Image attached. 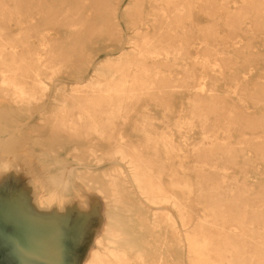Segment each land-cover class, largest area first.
Wrapping results in <instances>:
<instances>
[{
  "label": "rangeland",
  "instance_id": "1",
  "mask_svg": "<svg viewBox=\"0 0 264 264\" xmlns=\"http://www.w3.org/2000/svg\"><path fill=\"white\" fill-rule=\"evenodd\" d=\"M41 1L0 0V8L6 4L8 16L12 15L9 33L14 36L21 33L29 44L25 50L20 48L21 51L29 52V56L35 51H42V34L49 31L63 59L69 54L67 47L71 43L65 33L64 24L67 22L60 23L54 9L46 8L44 1L40 4ZM172 1L136 0L128 14V24L133 29H128L121 20L124 31H134L138 27L155 33L156 38L162 34L158 39L163 47L181 48L182 54L174 60L169 53L167 58L171 60L159 63L161 70L156 69L154 90L163 86L164 90L167 89L165 97L161 99L158 91L154 95H144L129 111L126 122L115 119L113 124L106 125L109 134L100 136L89 132L90 120L75 117L84 112L79 107L72 109L71 113L75 115L68 117L64 126L52 116L55 107L52 106V99L57 86L66 93L76 86L82 69L80 67L77 72L78 62L75 59L64 64L56 74L58 83L49 82V78L44 77L45 82H49L46 101L43 102L47 110L45 116L32 107L18 117L16 112L11 111L14 104L0 97V212H7L5 220H12L11 225L17 230L9 240H4L0 234V264H79V258L86 249L80 230L45 213L35 214L28 198L21 200L20 197H13L20 188H24L22 180L28 172V169H16L17 163L11 166L13 159L35 151L30 158L35 167L33 170L41 175H54L64 195L76 197L77 194L87 193L89 188V192L104 204L102 195L96 192L99 187L107 188L103 173L128 168L123 160L109 156L111 147L121 141L129 148H135L143 160L151 163L149 170L145 169L146 178L156 177L166 191L185 205L186 216L191 219L190 228L182 227L179 213L171 204L165 207L156 205L153 209L149 207L148 215L144 211L136 214L137 233L142 235V241L149 243V248L156 250V260L160 257L164 260L163 264H180V258L184 257L182 264H191L190 256L194 255L190 253L187 237L193 234L195 224L208 215L211 206L217 204L220 211L217 223H206L201 230L215 241L211 257L220 261L224 255L233 258L234 264H245L240 261L244 255L253 257L252 264H264V125L251 126L264 124V0H180L186 5L185 12L181 17L176 14L171 20L173 28L179 25L177 31L181 36L178 37L171 36L172 31L167 26L166 29L160 27L163 25L162 11L175 15L176 4ZM52 2L60 12L61 8L69 7L71 14L81 0ZM152 5L156 6L155 16L149 13ZM31 18H34L33 24L37 27L30 24ZM33 27L36 28L35 35H31ZM68 27L70 30L79 28L74 25ZM111 32H114L111 26L105 28V33ZM108 41L93 42L92 45L94 49H105L106 43H110ZM156 51L158 58L166 57L165 49L160 47ZM107 55L103 52L99 58ZM32 59L36 61V55H32ZM43 59L46 63L48 54ZM99 79L105 81L103 76ZM197 98L202 101L195 103ZM73 121L77 127L73 125L74 130L66 128ZM23 123L27 125H21ZM213 141L225 143L235 153V162L227 158L224 163L226 169L215 166L216 162L223 163L221 155L224 154L222 150L207 148ZM165 143L176 147V151L165 147ZM199 145L202 152H195L194 148ZM55 158L59 159V164ZM176 180L187 181L192 185V191L174 186ZM244 189L248 191L243 195ZM105 194H108L107 190ZM235 200L241 203L240 209L248 203V220L235 218L233 211L239 206L234 203ZM258 206L261 214L251 216L253 208ZM155 209L156 224L148 218ZM168 212L173 213L176 229L167 217ZM26 226L33 233L30 238L24 239L22 234L25 232L20 231ZM0 231L2 233L3 230ZM179 239L182 243H178ZM41 241L37 247L35 244ZM65 241L72 244L68 253L61 248ZM229 241H234L236 249L227 244ZM34 246L37 251H31ZM37 257L42 261L38 262ZM258 257L261 262L257 261Z\"/></svg>",
  "mask_w": 264,
  "mask_h": 264
},
{
  "label": "bare ground",
  "instance_id": "2",
  "mask_svg": "<svg viewBox=\"0 0 264 264\" xmlns=\"http://www.w3.org/2000/svg\"><path fill=\"white\" fill-rule=\"evenodd\" d=\"M31 1L34 2L36 0ZM43 1L46 8L54 9L60 23L67 22L64 24L65 33L71 43L67 47L69 54H66L63 59L59 56V54L61 55V50L56 47L55 39L49 31L42 34L40 42L42 51H35L31 56H29V52L21 51L20 48L25 50L24 48L29 46V44L26 43V39L23 36L21 37V33L15 36L9 33V23L12 15L8 16L9 10H7L6 4L0 8V97L14 104V110L11 109V105L10 109L13 113L16 112L18 117L32 107L38 110L40 115L44 114L45 116L47 114L43 102L49 82L58 83L55 79L56 74L63 69L64 64L72 59L78 62V67L76 66L77 72L80 67L82 69L78 73L76 86L69 93L57 86L55 96L52 99V106L55 105L52 116L57 121H61L63 126L68 117L75 115L71 113L72 109L79 107L84 112L75 117L77 119L90 120L89 132L104 136L109 134L107 133L106 125L113 124L115 119L126 122L129 118V111L135 108L144 95H154L158 91L161 99L165 97L167 89L164 90L163 86L161 89L154 90L156 88V69L161 70L158 67L159 63H167V60H171L167 58L169 53L174 56L172 59L177 60L182 54V50L178 47H163L162 42L158 39L162 34H158L156 38V34H151L148 29L140 30V28L136 27L134 31L126 32L123 30L121 20L124 21L128 29H133L128 24V14L132 10L133 2H136V0H128L124 5L122 3L125 0H81L79 6L71 14L68 11L70 10L69 7L61 8L62 11L60 12L58 11L59 8L54 7L52 0H50L51 3L49 0H42L40 4H43ZM172 2L176 4L173 10L175 15L162 11L160 16L163 25L160 27L163 29L168 27L167 29L172 31L171 36L178 37L181 36L177 31L179 25L173 28L174 25H172L171 20L175 18L176 14L181 17V14L185 12L186 5L180 0H173ZM221 4L224 5V3ZM135 6L137 7V4ZM41 11L44 12V10ZM149 13L153 16L156 15L155 5H152ZM33 23L34 18H31L30 24L35 27L38 26ZM86 24H88L87 27ZM71 25L79 26V28L70 30L68 26ZM110 26L112 30L114 29V32L105 33V28L108 29ZM35 27H33V34L31 35L36 33ZM105 40L110 42L106 43L105 49H94L93 42L99 44L105 42ZM159 46L165 49V58L157 57L159 53L156 49L160 48ZM103 52H107L109 55L99 58ZM46 54H48V59L45 63L43 56ZM32 55H36V61L32 59ZM132 70L134 73H129ZM90 71L91 74L89 73ZM100 76L105 77V81L100 80ZM44 77L49 78V82H45ZM164 86L167 87V83H164ZM82 87H88V89H82ZM237 91L239 92V90ZM201 101V98H197L195 103ZM21 125L27 124L23 123ZM73 125L77 127L74 121L65 127L69 130H74ZM262 125L264 124H251L254 127H261ZM110 135L108 137L111 138ZM211 143L207 145V148L210 150H222L224 154L221 155L223 163L216 162L215 166L226 169L224 163H226L227 158H231L228 160L235 162L236 156L235 153L231 152L232 148L230 146L214 141ZM165 144V147L171 148V151H176V147L168 143ZM111 149L112 152L109 153V156L123 160L129 169H119L115 173H103L102 177L107 182V188L99 187L96 192L102 195L104 204L99 201L97 196L89 192V188H87V193L77 194L76 197L64 195L59 189V180L54 175H41L38 171L33 170L35 167L33 160L30 158H32L31 155L35 151L17 156L10 163L13 167L17 163L16 166L18 168L16 169H28L27 176L22 180L24 188H20L18 194L13 197H20L21 200L23 197L28 198L35 214L45 213V215L54 219H61L72 228L82 232L81 235L86 242V249L79 258V264H163L164 260L160 257L156 260V250L149 248V243L142 241V235L137 233L135 225L136 214L144 211L148 215L149 207L153 209L156 205L171 204L179 213L181 226L188 229L190 228L191 219L189 220L186 216V207L178 198L166 191L156 181V177L152 179L146 178L145 169L149 170L151 163L148 160H143L135 148H129L127 144L121 141L114 144ZM194 150L195 152H200L201 145L195 147ZM41 161L42 158L40 157ZM55 161L57 164L60 163L57 158H55ZM247 163L248 161L245 159V164ZM223 178L225 177L223 176ZM173 185L189 192L192 191V185L187 181L180 182L176 180ZM106 190L108 194H105ZM246 191L248 190L244 189L243 195ZM236 200L234 201L236 205L241 204ZM243 206L244 208L242 209H240V205L236 206L238 210L235 209L233 213L235 218L248 220L250 212L248 203ZM260 210L259 206L254 207L250 215L258 217L261 214ZM219 213L217 204L212 205L208 215L202 218L199 224H195L193 234L187 237L190 253L194 255L193 257L190 256L191 264H224L225 262L234 264L233 258H226L224 255L220 261L213 259L210 253L215 241L207 233L201 231L206 223L216 224L218 216H220ZM172 214L168 212L167 217L176 229V221ZM6 215L7 212H0V224L2 225L0 229L3 230L2 233L0 231V234L4 240H9L11 235L17 230L11 225L12 220H5L6 218L4 217ZM155 217L156 209L148 218L150 222L156 224ZM252 223L254 224L253 221ZM67 224L66 227H68ZM224 226L221 227L224 228ZM31 230L27 226L23 227L20 232H25L22 234L24 239L32 236L33 232ZM42 241L45 242L44 238ZM42 241L35 245L38 247ZM178 241V243H182V239ZM27 242L30 243L29 240ZM46 243L48 244V240ZM227 244L234 246V249L237 247L234 241H229ZM31 246L33 245L31 244ZM36 246L32 247L31 251H37ZM61 248L64 253L70 252L72 249L71 241H65ZM180 249L182 250V248ZM34 255H36L35 252ZM38 258H36L37 261L41 262L42 260ZM182 258L184 257L180 258V264L184 262ZM240 261L245 264H252L253 257L243 255ZM257 261L261 262L262 260L260 261V257H258Z\"/></svg>",
  "mask_w": 264,
  "mask_h": 264
}]
</instances>
